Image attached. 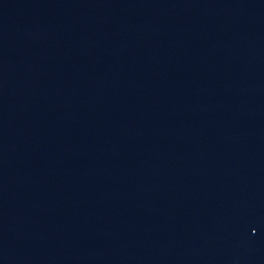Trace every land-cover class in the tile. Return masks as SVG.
<instances>
[{"label":"water","instance_id":"obj_1","mask_svg":"<svg viewBox=\"0 0 264 264\" xmlns=\"http://www.w3.org/2000/svg\"><path fill=\"white\" fill-rule=\"evenodd\" d=\"M0 264H264V0H0Z\"/></svg>","mask_w":264,"mask_h":264}]
</instances>
